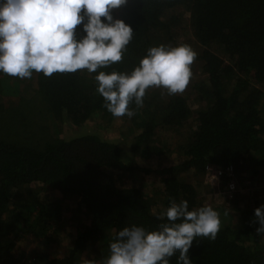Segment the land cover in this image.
I'll use <instances>...</instances> for the list:
<instances>
[{"label":"trees","instance_id":"1","mask_svg":"<svg viewBox=\"0 0 264 264\" xmlns=\"http://www.w3.org/2000/svg\"><path fill=\"white\" fill-rule=\"evenodd\" d=\"M180 5L190 12L193 43L201 47L195 62L205 79L193 85L199 102L195 126L180 149L179 161L160 171L162 207L153 211L140 188L120 187L112 175L111 170L130 173L137 168L125 159L127 152L118 144L95 133L31 139L30 126L37 112L74 125L93 115L111 122L115 117L103 106L95 76L100 71L131 73L150 47L173 37L179 18L167 17L166 12ZM117 9L119 19L133 29L121 62L94 73L83 69L46 77L33 72L28 82L33 89L25 82L20 92L16 81L10 82L15 85L10 93L0 88V264H85L94 249L99 250L101 261L123 227L156 229L161 223L157 216L171 199L187 200L189 210L205 205L194 185L180 177L182 173L204 175L208 164L232 166L237 180L245 163L264 166V0H127ZM84 35L83 26H78L77 38ZM29 92L33 96H26ZM160 100L155 87H150L143 107L137 108L134 101L129 105L141 128L130 142L132 152L143 158L159 151L153 145L159 127L182 126L192 113L182 95ZM33 186L38 187L36 192ZM207 186L223 194L221 185ZM47 189L51 192L40 197L39 192ZM54 191L63 198H77V211L88 222L76 231L64 255L41 252L23 262L15 257L16 240H44L60 233L63 204ZM232 198L230 207L211 205L220 214L221 228L215 240L197 237L193 241L192 264H264V244L256 234L259 224L251 223L254 210L264 204L255 201L237 207ZM178 256L177 252L170 264H177Z\"/></svg>","mask_w":264,"mask_h":264},{"label":"clouds","instance_id":"2","mask_svg":"<svg viewBox=\"0 0 264 264\" xmlns=\"http://www.w3.org/2000/svg\"><path fill=\"white\" fill-rule=\"evenodd\" d=\"M126 2L0 0V73L30 79L33 72L46 77L83 69L94 73L121 62L133 29L123 20H114L111 12ZM80 25L86 35L78 39ZM196 58L188 44L150 47L131 73L100 71L95 76L97 92L114 117L131 118L135 111L129 105L134 101L137 108L143 107L150 87L166 89L169 96L183 93ZM254 212L251 223H258L256 234L264 236V205ZM157 219L161 223L154 230L135 224L123 227L109 243L106 258L85 264H170L177 252V264H192L193 241L197 237L215 240L221 228L220 214L211 205L189 210L187 200L177 203L171 199Z\"/></svg>","mask_w":264,"mask_h":264},{"label":"rangeland","instance_id":"3","mask_svg":"<svg viewBox=\"0 0 264 264\" xmlns=\"http://www.w3.org/2000/svg\"><path fill=\"white\" fill-rule=\"evenodd\" d=\"M111 14L114 20L119 19V9H113ZM170 15H176L179 18V23L178 26L173 29V37L167 41H162L161 44L173 47L180 44H188L197 53L201 47L196 42L193 43L194 39L190 29V12L188 8L181 5L176 6L166 12L167 17ZM197 64L198 63L194 61L191 66L193 75L185 91L176 94L182 95L188 99V104L192 110L191 115L182 126L179 125L174 128L159 127L156 131L157 133L153 137V145L159 148V151L153 150L150 152V157L148 158L141 157L138 151L132 152L130 142H132L134 136L141 130L139 123H135L133 117H115L111 122L104 123L101 116L93 115L82 124L74 125L67 120L63 122L57 121L51 115L38 116L37 112L32 116L31 120V139L39 138V140H43L48 136L71 139L81 134L95 133L107 141L118 144L127 152L125 159L131 161L137 168L130 173L111 170L117 184H119L120 187L134 186L140 188L152 203V210L157 211L162 207V203H159L162 200L160 171L163 167L179 161L180 149L187 141L191 128L195 126L194 111L199 107V102L195 101L197 94L193 85L205 79V75L202 74ZM6 77L9 78V81ZM1 79H4V81ZM29 80L30 79L27 78L20 79L0 73V88L10 93L13 90V86L19 83L18 87L21 92L20 85L25 82L28 83ZM11 81H16L15 85L10 83ZM28 85L33 89V85L29 83ZM21 87L23 88V85H21ZM155 89L157 90L158 96H160V101H166L167 98L170 97L166 89L156 87ZM26 96H33V94L29 92ZM150 167L152 171L148 172L144 170ZM239 172L237 179L239 190L233 197L236 202L234 205L237 207H247L249 204H255V201L264 204V166H256L253 161H249L243 165ZM180 177L194 185L201 201L205 204L218 205L224 208H226L225 206H232L230 201L232 197L214 191L211 192L206 185L205 174L198 175L194 171H188L182 173ZM31 189L36 192L38 187L33 186ZM50 192V189H47V191H40L39 196L43 198L45 194H49ZM53 194L55 197L61 198L63 204L64 222L60 233L55 235L51 234L44 240L32 237H23L16 240L14 248L15 257L21 258L23 262H30L35 255L41 252H48L50 256L64 255L69 250L74 236L76 235V231L88 222L86 215L77 211V198H63L56 191H54ZM230 212L233 213L234 211L230 210ZM258 240L264 244V236H261ZM98 251V249L91 250L87 260L93 259L100 262V259H97L100 255Z\"/></svg>","mask_w":264,"mask_h":264},{"label":"built area","instance_id":"4","mask_svg":"<svg viewBox=\"0 0 264 264\" xmlns=\"http://www.w3.org/2000/svg\"><path fill=\"white\" fill-rule=\"evenodd\" d=\"M206 184L214 187L222 186L223 194L228 197L237 192V180L232 166L224 168L208 164L205 166ZM213 177L215 179L213 180Z\"/></svg>","mask_w":264,"mask_h":264},{"label":"crops","instance_id":"5","mask_svg":"<svg viewBox=\"0 0 264 264\" xmlns=\"http://www.w3.org/2000/svg\"><path fill=\"white\" fill-rule=\"evenodd\" d=\"M207 185V184H206Z\"/></svg>","mask_w":264,"mask_h":264}]
</instances>
